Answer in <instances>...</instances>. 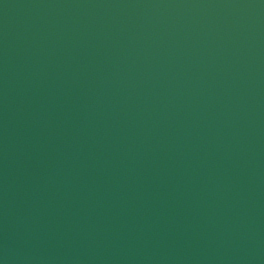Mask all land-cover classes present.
I'll return each mask as SVG.
<instances>
[{
  "label": "water",
  "instance_id": "water-1",
  "mask_svg": "<svg viewBox=\"0 0 264 264\" xmlns=\"http://www.w3.org/2000/svg\"><path fill=\"white\" fill-rule=\"evenodd\" d=\"M0 264H264V0H0Z\"/></svg>",
  "mask_w": 264,
  "mask_h": 264
}]
</instances>
